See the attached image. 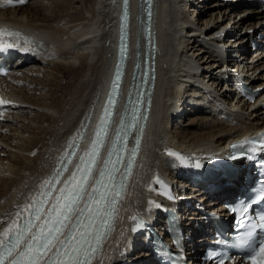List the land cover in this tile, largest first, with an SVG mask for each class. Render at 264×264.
Masks as SVG:
<instances>
[{"label": "bare ground", "instance_id": "6f19581e", "mask_svg": "<svg viewBox=\"0 0 264 264\" xmlns=\"http://www.w3.org/2000/svg\"><path fill=\"white\" fill-rule=\"evenodd\" d=\"M120 1L48 0L46 5L42 0H31L26 8V4L5 8L0 0V25L20 30L27 49V59H13L16 68L0 77V83L30 63L60 74L43 78L34 69L23 74L22 83L27 87L50 90L38 97L0 84V92L10 101L6 110H0V239L9 225L15 221L17 226L26 214L60 150L77 138L87 121L94 120L102 103L105 76L110 75L115 62L113 43ZM207 1L153 0L150 35L154 33L150 39L155 41V57L149 59L156 66L153 112L141 139L135 174L122 200L119 224L96 264H152L141 238L132 233L138 219L162 200L156 191L161 183L175 185L192 201H202L203 195L176 178L174 172L185 170L188 160L217 153L228 138L264 127L261 108L237 100L236 91L224 82L225 75L231 79L232 71L240 70L251 85L262 88L260 96L264 97V69L254 74L262 68L263 57L244 54L246 31L262 22L261 13L257 8H246L241 0H212L206 5ZM137 15L129 36L133 62ZM222 28L230 31L223 38L219 35ZM23 104L42 108L40 114L29 111L32 122L39 125L23 124L17 129L2 124L15 121L4 111L22 109ZM225 105L234 123L220 118ZM181 216L188 220L190 212L182 207Z\"/></svg>", "mask_w": 264, "mask_h": 264}, {"label": "snow or ice", "instance_id": "6c2138e0", "mask_svg": "<svg viewBox=\"0 0 264 264\" xmlns=\"http://www.w3.org/2000/svg\"><path fill=\"white\" fill-rule=\"evenodd\" d=\"M9 35L18 34L9 33ZM112 87L115 89L116 84L113 83ZM108 104H114L113 97H109ZM108 115L109 111L106 107L105 116ZM105 124L106 120L102 118L101 125ZM100 135L101 132L98 131L96 139L92 142L93 154H86L88 161L94 160L97 144L101 143ZM129 151L134 155L136 148ZM169 154L173 155V153ZM121 159L123 157L118 156L115 161L107 160L105 162V167L101 169L99 177L95 180L93 190L88 192L85 198L86 183L90 179L91 169L82 158L85 167L83 170L79 167L77 169L80 172V182L73 183L76 180V173L65 182V187L61 189L60 196L49 209L44 223L33 233L25 247L11 259L10 264H90L106 235L108 218L115 211L114 204L120 195L119 187L123 186L117 184L116 177V165L120 163ZM127 162L130 168L131 158ZM109 164L112 165L111 168L108 167ZM69 185L72 186L69 187ZM61 200H63L62 206L60 205ZM82 200L84 204L80 207ZM31 207L35 208V205L33 204ZM38 212L39 209H36L35 219H39ZM17 216L19 217L20 213ZM32 224L33 220L27 219L23 225L16 227L14 221L4 230L5 233L14 232L15 235H9L8 243L4 245V251L0 252V264H4L5 254L12 257ZM135 230L133 228V231ZM247 235L250 236L251 233ZM0 243L3 242L0 241ZM245 243L247 241L242 239L241 244ZM261 251L264 252V244H261Z\"/></svg>", "mask_w": 264, "mask_h": 264}, {"label": "rangeland", "instance_id": "374dc122", "mask_svg": "<svg viewBox=\"0 0 264 264\" xmlns=\"http://www.w3.org/2000/svg\"><path fill=\"white\" fill-rule=\"evenodd\" d=\"M42 2L47 5L48 0H42ZM211 2H212V0H208L206 5L210 4ZM28 5H29V2H28ZM28 5L26 4L23 8H26V6H28ZM30 69H34V70L38 71L40 77H43V78H46V76L48 77L50 75L51 76L60 75V74H58V72H56V71H54L52 69H49L48 72L44 71V67H42L38 63H33V64L30 63L29 65L26 64L25 67L20 68V70H16V73L17 72L19 73L18 75L17 74L13 75L12 77H10V79H8L7 81H4L3 82L4 84L3 83H0V84L1 85L3 84L2 86H6L7 85L6 88L13 89V90H15L17 92H19V91L23 92V90H24L25 92H27V96H30V97H38L40 95H47L50 90L48 88H46V87L45 88L44 87H40L39 88V87H36V86L34 87L33 85L32 86L30 85L29 87H27L26 84L22 83L24 75ZM64 75L65 74L62 73V76H64ZM17 77H19V78H17ZM237 100H240V99H237ZM23 105H24V108H22L23 110L22 109H9L7 111H4V113L6 115L10 116V119L12 121H14V120L15 121L12 122V123H8L7 121L6 122L2 121V124H6V125L12 126L14 128H17V129H19V128L22 129L23 128V124H26V125H29V126L32 124L31 126H34V124L36 123L37 125H39V123H37L35 121L32 122V120H33L32 119V113H29V111L30 112L32 111V112L37 113V114H40L42 112V108L40 109V107H32L31 105H28V104H23ZM27 117H29V119H27ZM21 120H23V121H21ZM45 123L46 122H44V124ZM192 131L195 132L196 129H193Z\"/></svg>", "mask_w": 264, "mask_h": 264}, {"label": "water", "instance_id": "95a60500", "mask_svg": "<svg viewBox=\"0 0 264 264\" xmlns=\"http://www.w3.org/2000/svg\"><path fill=\"white\" fill-rule=\"evenodd\" d=\"M151 4H152V0H141V3H140V10L142 11V14H141V20H140V23L144 26V29H146V39H147V52H146V57H144L143 59L142 58H139V61H138V64H137V67H138V74H139V77L138 78H141V83H143L142 80H144V76L146 77V75L144 74L146 72L147 74V71H149V64H150V53H151V48L154 49L155 47V41L154 39H150L151 35H150V30H151ZM124 21V18L123 20ZM124 39L120 40V54H119V57H121V53L126 51V49H124V45L122 44V41ZM126 46V45H125Z\"/></svg>", "mask_w": 264, "mask_h": 264}]
</instances>
